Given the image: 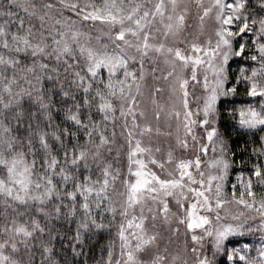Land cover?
I'll list each match as a JSON object with an SVG mask.
<instances>
[{"label":"snow or ice","instance_id":"snow-or-ice-1","mask_svg":"<svg viewBox=\"0 0 264 264\" xmlns=\"http://www.w3.org/2000/svg\"><path fill=\"white\" fill-rule=\"evenodd\" d=\"M105 231L95 264H264V0H0V264Z\"/></svg>","mask_w":264,"mask_h":264},{"label":"trees","instance_id":"trees-1","mask_svg":"<svg viewBox=\"0 0 264 264\" xmlns=\"http://www.w3.org/2000/svg\"><path fill=\"white\" fill-rule=\"evenodd\" d=\"M254 2H255V0H254ZM240 95H241V96L244 95V93H243L242 90H241V92H240ZM245 138H246V137H245ZM245 138H241V139L239 140V143L242 144V143H243V139H245ZM233 139H236V136H235V135H233ZM235 150H236V151H239L238 148L235 149ZM125 163H126V161H125ZM234 179H235V176H233V180H234ZM108 236H109V234H108L106 231L103 232V233L100 235V237H99V239H100V243H99V244H96L95 247L92 248V251L89 253V264H95V260L98 259V258H99V255H100V248H101V246H102L104 243L107 242ZM95 239H96V238H94L93 241H90V244H94V243H95ZM248 239H249V242H251V240H252L253 238H252V237H249ZM86 251H87V249H86ZM80 259H83V257H81Z\"/></svg>","mask_w":264,"mask_h":264},{"label":"rangeland","instance_id":"rangeland-1","mask_svg":"<svg viewBox=\"0 0 264 264\" xmlns=\"http://www.w3.org/2000/svg\"><path fill=\"white\" fill-rule=\"evenodd\" d=\"M256 239H258V236L256 237Z\"/></svg>","mask_w":264,"mask_h":264}]
</instances>
